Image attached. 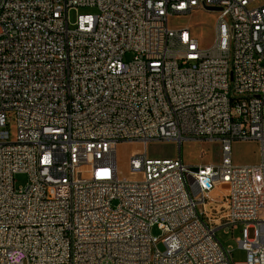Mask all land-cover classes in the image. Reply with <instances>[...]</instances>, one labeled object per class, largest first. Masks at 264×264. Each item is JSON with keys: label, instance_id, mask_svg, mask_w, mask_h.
Returning <instances> with one entry per match:
<instances>
[{"label": "built area", "instance_id": "obj_1", "mask_svg": "<svg viewBox=\"0 0 264 264\" xmlns=\"http://www.w3.org/2000/svg\"><path fill=\"white\" fill-rule=\"evenodd\" d=\"M195 10L217 13L209 47L169 26ZM202 138L220 162L146 153ZM240 226L264 264V0H0V264H236L216 231Z\"/></svg>", "mask_w": 264, "mask_h": 264}, {"label": "rangeland", "instance_id": "obj_2", "mask_svg": "<svg viewBox=\"0 0 264 264\" xmlns=\"http://www.w3.org/2000/svg\"><path fill=\"white\" fill-rule=\"evenodd\" d=\"M95 8H78L69 11L70 22L76 20L77 14L95 13ZM217 18L215 10H195L188 15L171 16L169 26L171 28L189 27L192 34L198 38L202 47H209L213 40V28ZM131 54H129L130 56ZM143 152V147L139 143H120L117 148L118 173L121 178L141 179L142 174L133 172L130 169V159L136 154ZM146 153L149 157L175 158L181 156L186 165L197 168L202 164L218 163L221 160V147L217 141H208L206 139H187L180 143L177 141H159L151 142L147 145ZM233 161L237 164H256L262 159L261 145L255 140H236L232 145ZM28 176L25 173H17L15 184L18 189L27 185ZM210 197L220 200L221 192L214 188L210 192ZM241 226L236 230L229 227L217 229V238L224 246H230L232 249V260L236 264H242L246 260V252L237 241L241 236ZM154 237L160 238L161 231L156 226L151 229ZM158 247L163 250V243L159 242Z\"/></svg>", "mask_w": 264, "mask_h": 264}]
</instances>
